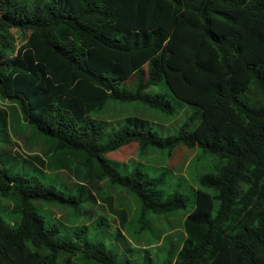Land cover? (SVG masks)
Returning a JSON list of instances; mask_svg holds the SVG:
<instances>
[{"label":"trees","instance_id":"1","mask_svg":"<svg viewBox=\"0 0 264 264\" xmlns=\"http://www.w3.org/2000/svg\"><path fill=\"white\" fill-rule=\"evenodd\" d=\"M27 130L43 153L13 154L34 174L0 165V264H264V0H0V133ZM131 143L137 159H107ZM179 147L177 173L143 162ZM187 174L179 216L190 197L166 189Z\"/></svg>","mask_w":264,"mask_h":264},{"label":"rangeland","instance_id":"2","mask_svg":"<svg viewBox=\"0 0 264 264\" xmlns=\"http://www.w3.org/2000/svg\"><path fill=\"white\" fill-rule=\"evenodd\" d=\"M15 36V42H14V46H15V50L26 40V38L28 37V32H19L16 30H13L12 32ZM12 54V53H10ZM137 83V78L135 75H133L130 80L125 83V88L126 91L128 92H133L135 89ZM185 108L187 109L188 113L190 114L193 110V108L191 106H187L185 105ZM132 113H136L137 115H145L149 113H147L144 110H133ZM152 116V115H150ZM165 118H162L158 124L162 123L164 125H168L169 123L173 124L172 126H170V128L168 129L169 131H173L175 132L177 130V127L180 126V124L185 120V117L180 114L177 115L175 118H170L167 120L166 116H164ZM161 125V124H160ZM156 128V127H155ZM176 129V130H175ZM175 130V131H174ZM32 132L30 130H27V133L23 134L20 137H13L12 140V144L7 146L8 141H7V137L5 135H3V133H0V165L3 169H6L9 172H22V173H32V170L30 167H24L22 164L17 163L16 159H15V155L18 157V155H20L23 158H26L27 160L31 161L30 159V155H34V154H38L41 155L43 153V151L40 150V143L34 142V143H30L26 138V135H30ZM41 137H38L36 140H39ZM43 142H44V138ZM7 141V142H6ZM40 142V141H38ZM42 142V140H41ZM39 148V149H38ZM159 153L158 155L155 156H151V158H147L145 161H143L144 163L150 165L149 167H151L153 170L151 171L152 175H156L158 173L161 172V167L164 168H168L170 170H172L173 172L177 173L178 171H180L181 169H183L184 167H186V164L189 163L192 160V154L191 152L186 149L185 147H179L177 148L175 151L172 152V154L170 156L166 155V153ZM42 156V155H41ZM65 156L71 158L74 162L76 163H83L86 159V155L85 153L81 152V151H67L65 153ZM107 159L113 162H119L120 164L129 162V160L131 159H137V145L135 143H131L129 145L123 146L121 148H119L118 150L109 153L107 156ZM208 165V161L205 160L202 163H195L194 165H192V169H191V175H194V173L197 172H205L206 168ZM34 174V172L32 173ZM58 177H55L54 179H52L51 175L46 174L45 175V180L46 182L50 183L53 182V184L55 186L58 187H62V177H65V179H68V177L71 174H67V173H57ZM191 175L187 174V178H188V183L182 184L181 187L180 186H168L166 191L167 192H173V191H180L181 193L187 195L188 197H190V201L188 203L187 209L184 211H181L179 213V216H183L185 213L191 211V209L193 208V197L191 196L190 193V188L192 187H196V183L194 182V180H191ZM190 179V180H189ZM170 184V182H169ZM119 191V190H118ZM113 193H116L115 191H113ZM118 197H121L123 200L129 201L128 198L126 196H124L123 193H118L117 194ZM114 204V203H113ZM55 211L56 217L59 214V211H57L56 209H53ZM93 211H97L99 214H101L102 216H104L105 218L109 217L110 219L108 220V223L114 227H117V220H112L111 219V215L112 213L110 212V208L108 207L107 204H99L97 203L96 207L93 208ZM97 218V214H95L93 216V219ZM32 248L35 250L36 253H38L39 255H42L44 257L47 256V252L39 245L38 242H34V244L32 245ZM66 258L65 254L59 255L58 259L56 261L55 264H62L64 262ZM71 260L73 261L74 264H96L94 262L91 261H87L85 259H83L81 257V255L79 254H74L73 256H71Z\"/></svg>","mask_w":264,"mask_h":264}]
</instances>
